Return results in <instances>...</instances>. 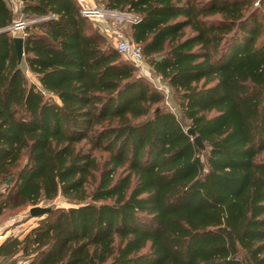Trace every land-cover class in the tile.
<instances>
[{
	"label": "trees",
	"instance_id": "trees-1",
	"mask_svg": "<svg viewBox=\"0 0 264 264\" xmlns=\"http://www.w3.org/2000/svg\"><path fill=\"white\" fill-rule=\"evenodd\" d=\"M18 1L42 19L18 62L0 0V208L68 204L0 264H264V0L97 1L136 16L125 36L186 125L75 0Z\"/></svg>",
	"mask_w": 264,
	"mask_h": 264
},
{
	"label": "rangeland",
	"instance_id": "rangeland-1",
	"mask_svg": "<svg viewBox=\"0 0 264 264\" xmlns=\"http://www.w3.org/2000/svg\"><path fill=\"white\" fill-rule=\"evenodd\" d=\"M10 8L12 9L14 13V18H24L23 13L20 12V2L18 0H6ZM94 4H98V0H90ZM107 27H113L115 30L120 31L125 38H127L125 35H127V22H120V23H112L108 22ZM99 30L100 28L97 27ZM101 31V30H100ZM11 33L13 36L15 35V32L11 30ZM104 35V34H103ZM109 36V34H107ZM105 36V35H104ZM108 36H105L108 42L113 44L116 43V40H114L113 37L107 38ZM23 69L27 75V80L32 81L33 76L27 71L25 65L23 64ZM149 71L148 75L145 76L152 85H154L157 89L161 90L164 93V104L167 106L169 110L174 112L176 117L183 122L184 125L187 124V121L183 118L181 115V112L178 107L177 101L173 98L171 89L168 87V85L159 78L158 75L153 73V71L148 68ZM139 71V69H138ZM140 73V72H139ZM142 73V72H141ZM140 73V74H141ZM142 75V74H141ZM104 156V155H103ZM258 158H264V150L259 154ZM10 183V182H9ZM9 183H6V187H4V182L0 181V192L3 193V196L6 195V188L9 185ZM1 200H6L5 198H2ZM10 197H12V203H8L7 206L0 208V229H3L5 232V237L8 235H14V236H22L24 233H26L32 226L36 225L39 222V219L41 216H30L29 215V208L32 206L29 205H16L18 201V197L14 196L12 193L10 194ZM68 202L61 196H57L55 199H53L51 202H45L40 201L37 203L38 206H46V207H61V206H67ZM16 258H19L17 256ZM20 261V259H19ZM7 264V263H6Z\"/></svg>",
	"mask_w": 264,
	"mask_h": 264
},
{
	"label": "built area",
	"instance_id": "built-area-1",
	"mask_svg": "<svg viewBox=\"0 0 264 264\" xmlns=\"http://www.w3.org/2000/svg\"><path fill=\"white\" fill-rule=\"evenodd\" d=\"M75 2L78 5L79 13L84 18L90 20L95 26L99 27L105 36H108L107 34H109L107 38H110L111 40V37H113L114 40H116V43H111V45L117 50V52L139 69V72H142V75L147 76L149 66L145 62L140 48L125 38L120 31L115 30L113 27L106 26L108 22L120 23L126 21L129 23L134 21L136 16L119 10L106 9L103 6L94 4L90 0H75ZM41 19L42 17L29 19L19 18L13 20V22L5 28H9L15 32V35L23 37L25 26L30 22L40 21ZM5 236L4 230L0 229V243L4 240Z\"/></svg>",
	"mask_w": 264,
	"mask_h": 264
},
{
	"label": "water",
	"instance_id": "water-1",
	"mask_svg": "<svg viewBox=\"0 0 264 264\" xmlns=\"http://www.w3.org/2000/svg\"><path fill=\"white\" fill-rule=\"evenodd\" d=\"M5 29H9V28H5ZM13 42H14L17 60L18 62H20L23 57V37L17 35L13 36ZM186 133L192 137V141L197 147L203 148V144L200 136L195 134L193 129H191L190 127L186 128ZM10 181L11 179H8L6 183H9ZM48 211H50L49 207L35 205L29 208V215L41 216Z\"/></svg>",
	"mask_w": 264,
	"mask_h": 264
},
{
	"label": "crops",
	"instance_id": "crops-1",
	"mask_svg": "<svg viewBox=\"0 0 264 264\" xmlns=\"http://www.w3.org/2000/svg\"><path fill=\"white\" fill-rule=\"evenodd\" d=\"M26 69H27V68H26ZM27 71H28V69H27ZM28 72L32 75V73H31L30 71H28ZM32 76H33V80H34V75H32ZM17 264H21V262L18 261Z\"/></svg>",
	"mask_w": 264,
	"mask_h": 264
}]
</instances>
